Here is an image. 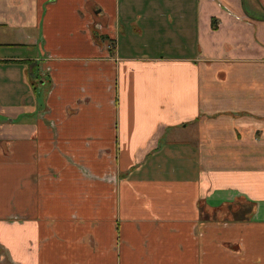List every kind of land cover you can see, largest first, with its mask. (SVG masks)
<instances>
[{
    "label": "crops",
    "instance_id": "1",
    "mask_svg": "<svg viewBox=\"0 0 264 264\" xmlns=\"http://www.w3.org/2000/svg\"><path fill=\"white\" fill-rule=\"evenodd\" d=\"M0 264H264V0H0Z\"/></svg>",
    "mask_w": 264,
    "mask_h": 264
}]
</instances>
